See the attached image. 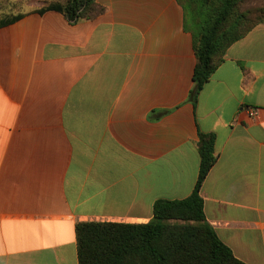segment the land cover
Returning <instances> with one entry per match:
<instances>
[{
    "label": "crops",
    "instance_id": "obj_1",
    "mask_svg": "<svg viewBox=\"0 0 264 264\" xmlns=\"http://www.w3.org/2000/svg\"><path fill=\"white\" fill-rule=\"evenodd\" d=\"M97 2L92 20L38 9L0 27V264H79L78 223L147 224L156 201L188 198L199 132L216 136L206 220L264 264V25L193 104L178 0Z\"/></svg>",
    "mask_w": 264,
    "mask_h": 264
},
{
    "label": "trees",
    "instance_id": "obj_2",
    "mask_svg": "<svg viewBox=\"0 0 264 264\" xmlns=\"http://www.w3.org/2000/svg\"><path fill=\"white\" fill-rule=\"evenodd\" d=\"M178 0L185 30L197 57L190 101L224 63L227 51L264 25V0ZM58 11L73 24L104 12L97 0H59L39 11ZM0 18V27L23 17ZM200 172L193 193L182 200L160 199L147 224L81 222L76 226L79 264H246L218 237L204 213L202 186L217 162L216 136L199 132Z\"/></svg>",
    "mask_w": 264,
    "mask_h": 264
},
{
    "label": "rangeland",
    "instance_id": "obj_3",
    "mask_svg": "<svg viewBox=\"0 0 264 264\" xmlns=\"http://www.w3.org/2000/svg\"><path fill=\"white\" fill-rule=\"evenodd\" d=\"M56 1L59 0H3L0 5H3L1 11L5 14L14 15L42 9ZM254 5H257V0L249 2L243 9H250Z\"/></svg>",
    "mask_w": 264,
    "mask_h": 264
},
{
    "label": "built area",
    "instance_id": "obj_4",
    "mask_svg": "<svg viewBox=\"0 0 264 264\" xmlns=\"http://www.w3.org/2000/svg\"><path fill=\"white\" fill-rule=\"evenodd\" d=\"M245 112L250 118H255L257 116V112L253 108H246Z\"/></svg>",
    "mask_w": 264,
    "mask_h": 264
}]
</instances>
